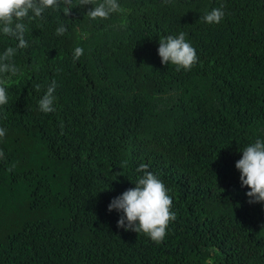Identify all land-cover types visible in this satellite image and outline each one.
I'll return each instance as SVG.
<instances>
[{"label":"trees","instance_id":"16d2710c","mask_svg":"<svg viewBox=\"0 0 264 264\" xmlns=\"http://www.w3.org/2000/svg\"><path fill=\"white\" fill-rule=\"evenodd\" d=\"M100 2L24 21L0 106V264L8 240L19 264H264V202H247L235 168L264 141V0H118L125 11L90 19ZM222 4L220 23L202 20ZM180 32L198 56L188 71L157 51ZM17 43L0 34V54ZM141 164L172 198L160 243L101 209Z\"/></svg>","mask_w":264,"mask_h":264},{"label":"clouds","instance_id":"9594fccd","mask_svg":"<svg viewBox=\"0 0 264 264\" xmlns=\"http://www.w3.org/2000/svg\"><path fill=\"white\" fill-rule=\"evenodd\" d=\"M93 0H78L75 6L83 7L92 5ZM64 7V15L67 16L73 8V0H0V34L15 39L18 43L15 47H7L0 54V106L8 103V90L6 87L7 78L4 74L17 75L19 69L13 62V57L18 49L28 47L25 33L28 31L25 20L36 18L43 19L46 9H59ZM224 5L213 8L206 12L202 20L207 24H218L223 19L225 12ZM125 9L118 3V0H102L94 7H90L86 15L95 20L108 19L112 13L123 12ZM67 31L65 25L61 24L56 28V35H64ZM161 63L174 65L177 71L181 69L188 71L197 63L198 56L195 48L186 41V34L180 32L177 36L168 35L159 40L157 49ZM84 54L82 47H76L73 59L78 60ZM40 85L35 86L40 91ZM58 87L55 80L51 81L44 94L38 101L39 110L43 113L55 111V91ZM7 119V114L3 116ZM6 135V129L0 128V137ZM241 158L235 162V168L239 171L241 187H247L245 193L248 203L264 202V141L256 139L246 146ZM4 152L0 150V160L4 159ZM142 173L138 177L135 186L131 188L127 183L120 189H114L108 195L105 205L101 206L103 211L115 217L118 228L135 233H143L152 241L160 243L164 240L167 228L171 221L176 218L172 209V198L163 181L153 172L148 170L147 164H141L136 169ZM106 191H108L106 189ZM5 241V240H3ZM1 245L10 252L3 264H19L22 258L15 252H11V244L5 241Z\"/></svg>","mask_w":264,"mask_h":264}]
</instances>
